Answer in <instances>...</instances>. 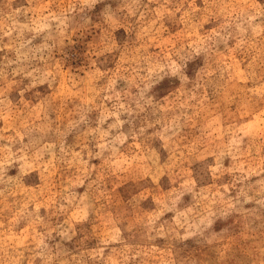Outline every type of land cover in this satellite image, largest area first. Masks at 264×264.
<instances>
[{"label":"rangeland","instance_id":"rangeland-1","mask_svg":"<svg viewBox=\"0 0 264 264\" xmlns=\"http://www.w3.org/2000/svg\"><path fill=\"white\" fill-rule=\"evenodd\" d=\"M0 264H264V0H0Z\"/></svg>","mask_w":264,"mask_h":264}]
</instances>
